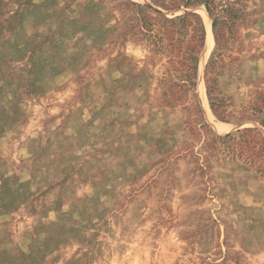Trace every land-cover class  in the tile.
Here are the masks:
<instances>
[{
  "label": "rangeland",
  "instance_id": "374dc122",
  "mask_svg": "<svg viewBox=\"0 0 264 264\" xmlns=\"http://www.w3.org/2000/svg\"><path fill=\"white\" fill-rule=\"evenodd\" d=\"M263 120L264 0H0V264H264Z\"/></svg>",
  "mask_w": 264,
  "mask_h": 264
},
{
  "label": "trees",
  "instance_id": "16d2710c",
  "mask_svg": "<svg viewBox=\"0 0 264 264\" xmlns=\"http://www.w3.org/2000/svg\"><path fill=\"white\" fill-rule=\"evenodd\" d=\"M206 8H207V11L208 13L212 16L214 14V11L213 9L209 6L208 3H206ZM197 16V15H196ZM214 25V28L216 27V21L215 23L213 24ZM206 40V31H205V28H204V25L203 23L201 24V28H200V35H199V41H200V48H202L204 46V42ZM197 61H198V54L196 57L192 58V62H193V65H194V69L196 70L197 68ZM208 96H209V100L211 101V108L212 110L215 112L214 110V102L212 101V99L210 98V93H208ZM261 126L264 128V120L261 122Z\"/></svg>",
  "mask_w": 264,
  "mask_h": 264
},
{
  "label": "bare ground",
  "instance_id": "6f19581e",
  "mask_svg": "<svg viewBox=\"0 0 264 264\" xmlns=\"http://www.w3.org/2000/svg\"><path fill=\"white\" fill-rule=\"evenodd\" d=\"M213 42L211 41V44H212Z\"/></svg>",
  "mask_w": 264,
  "mask_h": 264
}]
</instances>
